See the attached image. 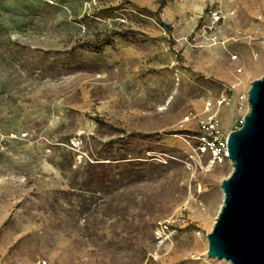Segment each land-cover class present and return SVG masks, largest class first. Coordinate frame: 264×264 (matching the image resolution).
<instances>
[{"label": "rangeland", "instance_id": "obj_1", "mask_svg": "<svg viewBox=\"0 0 264 264\" xmlns=\"http://www.w3.org/2000/svg\"><path fill=\"white\" fill-rule=\"evenodd\" d=\"M161 1L0 0V264H227L206 233L232 165L192 135L222 94L240 125L264 0ZM215 7L223 44L200 36Z\"/></svg>", "mask_w": 264, "mask_h": 264}, {"label": "water", "instance_id": "obj_2", "mask_svg": "<svg viewBox=\"0 0 264 264\" xmlns=\"http://www.w3.org/2000/svg\"><path fill=\"white\" fill-rule=\"evenodd\" d=\"M246 97L240 125L226 136L232 169L220 180L223 198L206 233V255L231 264H264V71Z\"/></svg>", "mask_w": 264, "mask_h": 264}, {"label": "built area", "instance_id": "obj_3", "mask_svg": "<svg viewBox=\"0 0 264 264\" xmlns=\"http://www.w3.org/2000/svg\"><path fill=\"white\" fill-rule=\"evenodd\" d=\"M233 13V10L225 11L222 8L215 7L207 11L208 21L204 23L200 29L201 39L208 40L211 44L221 43L223 44L227 39L220 37L216 33L217 25L230 16ZM232 59L236 58L235 54L231 55ZM241 68H237L239 72ZM230 87L229 89H232ZM229 97L227 95H220L215 101L206 100L203 106L204 115L198 119V131L193 133V138L195 143L192 146V151L198 156L207 155L208 160L211 163H222L225 160H228L227 151H226V136L221 130L218 121V107L221 105H228ZM247 103V97H245ZM197 116L192 114V112L187 113L184 116V120H188ZM230 162V161H229ZM157 231L164 232V229L167 228L166 223L158 222ZM163 227V228H161ZM36 264H50L45 258H38ZM148 264V263H144Z\"/></svg>", "mask_w": 264, "mask_h": 264}, {"label": "trees", "instance_id": "obj_4", "mask_svg": "<svg viewBox=\"0 0 264 264\" xmlns=\"http://www.w3.org/2000/svg\"><path fill=\"white\" fill-rule=\"evenodd\" d=\"M164 5V0L161 1V3L159 4L158 8H161L162 6ZM168 27V25H167ZM118 31H113L112 33L115 34L117 33ZM89 45L93 46L94 48H97L99 47V45L101 44L100 42H90L88 43Z\"/></svg>", "mask_w": 264, "mask_h": 264}, {"label": "bare ground", "instance_id": "obj_5", "mask_svg": "<svg viewBox=\"0 0 264 264\" xmlns=\"http://www.w3.org/2000/svg\"><path fill=\"white\" fill-rule=\"evenodd\" d=\"M227 264H231L230 262H228V261H226V260H224Z\"/></svg>", "mask_w": 264, "mask_h": 264}]
</instances>
